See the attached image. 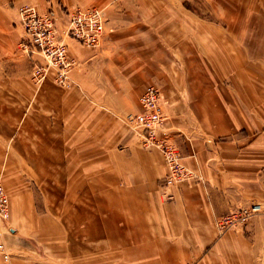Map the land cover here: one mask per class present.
Here are the masks:
<instances>
[{"label":"crops","instance_id":"1","mask_svg":"<svg viewBox=\"0 0 264 264\" xmlns=\"http://www.w3.org/2000/svg\"><path fill=\"white\" fill-rule=\"evenodd\" d=\"M63 2L53 9L60 28L62 9L104 4L105 30L92 53L63 37L80 59L69 71L79 92L48 78L33 84L26 67L34 54L11 58L21 28L8 19L0 34V173L65 188L43 204L60 205L67 236L55 221L35 218L36 237L67 257L83 248L85 264L102 257L113 264H264V0H198L197 15L187 0ZM148 79L166 100L159 136L200 180L164 186L158 151L109 125L114 114L135 109ZM30 197L24 202L33 203ZM250 203L260 210L217 232V216ZM29 208L19 211L30 220ZM148 254L156 258L140 261Z\"/></svg>","mask_w":264,"mask_h":264},{"label":"rangeland","instance_id":"2","mask_svg":"<svg viewBox=\"0 0 264 264\" xmlns=\"http://www.w3.org/2000/svg\"><path fill=\"white\" fill-rule=\"evenodd\" d=\"M64 1V2H63ZM65 3V0H0V34H2L3 32L1 31V26L3 24H7L8 19L10 21V19L12 20V24L13 26H16L18 24V19H17V6L23 3H27L30 5L34 4L38 7V5L40 7H38L40 10L43 11H38L37 8L35 7V9L38 12H47L49 11L50 13H52V23H53V28L56 34V37L62 41L65 46H66V51H67V55L73 60V64L70 67V69L72 67H79L78 65L80 64V59L78 55H74L73 53H71L68 44L66 43V41H63V37L67 36L66 33H64V29H65V17H66V11L64 9H62V17H63V21L62 23H64V27L60 28L58 26L59 22L61 21L60 19V15L55 14L54 10L56 7H63L61 4ZM198 2V0H187V7L191 10V12L194 15H197L196 11H194L196 3ZM34 3V4H32ZM95 6L101 9V13H102V32L101 35L99 37L98 43L95 46L89 47V46H85L83 44H81L79 41H77L76 39H73L71 37V39H73L76 43H78L79 45L82 46V49L87 52L88 54L92 53V51L99 45V41L104 33L105 27L103 25V21H104V17H103V12H102V8L104 10V4H100L98 2H92L86 5H81V4H75L74 6H69L67 7L68 10L71 9V7H87V6ZM195 5V6H194ZM198 8L201 7V3L198 2L197 4ZM70 8V9H69ZM193 10V11H192ZM10 11V12H9ZM11 13V14H10ZM20 27V26H19ZM108 30H110L111 28L108 27ZM22 39V34L20 32V42ZM20 42L17 43L15 45V50L13 51L14 56L11 55V58H15L17 54L22 53L24 55L25 54H34V57H28L29 62L27 63V75L28 78L31 79V81L33 82V84L35 85H39L43 80H45L46 78H48L52 83H54L55 85H57L58 87H61L63 89H68L71 88L73 86H75L76 91L79 92L80 88L79 86L71 79L70 75H69V71H68V76H69V81L70 84L68 86H61L59 84H57L56 82H54L52 80V71L49 69L48 72L45 74V76L36 81L34 78V68L36 66H39L42 64V59L39 57V55L36 53V51L32 50V48L29 47H25L23 48V46L20 45ZM156 47H164L162 45L157 44ZM20 51V52H19ZM18 57V56H17ZM9 59V58H8ZM14 61L13 60H9V64H13ZM4 71L0 72V74H3ZM146 85H152L154 87H156L157 89V93H158V105H159V110L161 113L162 118L160 119L158 125L155 127L154 130V134L156 139H161V142L164 143H169V145H171L174 149H175V158L176 161L183 166L184 168L188 169L185 165H183L181 162H179V153H178V149L177 146L174 143L169 142L168 140L164 139L162 136H159L161 134L160 131V125L161 122L163 120V116H164V105L166 103L165 98L163 97V92L161 90V86L155 82L152 81L150 79H148L147 81H145L142 85V87L139 89V91L136 93L135 95V104L136 107L134 110H127L124 111L122 113H117L114 114V118L115 119H109L108 118V123L109 125H111V123L117 122V127L119 129H123V132L131 137V140L136 143L138 146L143 147V148H153L156 149L161 157V160L164 164V167L166 168V172L162 178V183L164 186H168L164 184V179L167 176V163L165 161V158L163 156V154L161 153L160 149H158L157 147L151 145V146H144L140 143V139L142 138L141 136H139V134H137L138 130L136 128H134L129 120V117L134 115L135 113H137L140 110V104H139V96L142 93L144 87ZM162 107V108H161ZM99 108V107H98ZM129 115V116H128ZM162 135V134H161ZM167 142H166V141ZM188 171H190V176L188 174V176L182 180L176 181L174 183L183 181L185 179H191V180H200L201 176L195 172L194 170L191 171V169H188ZM192 174V175H191ZM18 177L15 178V176H13V174H9V173H0V183L3 187V190L7 196V217L5 219H0V243L3 245L5 252L7 253V257L6 259H3L2 256L0 255V262L3 264H18L19 260L23 259L27 262L33 263V264H42L41 262H43V264H85L86 262L82 261V256L83 255V248H76V252H72L71 256L67 257L65 254H68L67 252L64 251V253H57V252H52L51 249L46 245L45 241H43L40 238L36 237V233H35V225L36 224V219L35 218H49L50 220L55 221V223H57L58 225V229L61 231H64L65 234L67 232V224H66V219L64 218V212L63 210H61V207L59 204H57L56 201H53L52 203L49 202L47 204H43L44 200L46 197L50 198L51 193H58L60 196L63 195V192H65V188H59V189H52V188H48V187H38L36 185V183H34V181L32 179H28L26 177H20V173L17 175ZM173 184V183H172ZM171 185V184H169ZM78 194H80V191L77 192ZM25 194H30L31 197L30 199L33 201V203H26L24 202L23 196ZM163 197H165L166 199L170 198L171 195L168 192L162 193ZM10 196H12V198L10 199ZM86 196V193L83 195V197ZM168 197V198H167ZM251 204V203H250ZM259 204V203H258ZM48 208H50V213L48 214L49 211L45 210V206ZM77 203L73 204L72 206L76 207ZM249 205V204H247ZM247 205H243V206H247ZM22 206L24 209L28 207L29 208V212H31V219L29 220L28 218H23V215L20 213L19 211V207ZM243 206H239V207H243ZM239 207H232V208H239ZM230 208V209H232ZM261 208V207H260ZM10 209L12 211H10ZM227 209L224 213H222L221 215L225 214L228 210ZM260 210V209H259ZM257 210V211H259ZM256 211V212H257ZM255 213V212H254ZM61 214H63V216H61ZM253 214V213H252ZM221 215L217 216L215 218V220L213 221V224L217 230L218 233H222L223 231L230 229V228H236L241 227L245 221L247 220V218L250 216H248L244 222L236 225V226H230L227 227L225 229H219L216 226V219H218V217H220ZM45 224H48L47 221H45ZM76 222H73L72 225V229H76V227H78L79 225H76ZM23 228V229H22ZM222 230V231H221ZM49 231V230H47ZM67 236V234H66ZM43 237H47L48 235L45 233V235ZM38 239V240H36ZM82 239L83 237H76L75 240L78 241L77 244H82ZM36 241H38L39 243H37ZM56 241H61L58 239L54 240ZM24 242V244L22 243ZM27 242L28 247H26L25 243ZM29 242L32 244L29 245ZM42 243V244H41ZM44 245V246H41ZM50 245V244H49ZM23 249V250H27V251H31V253L27 254H21L19 251ZM79 250V251H77ZM36 251V252H33ZM78 252V253H77ZM99 255V256H103L101 251L95 252L93 251L92 253H90V255ZM95 257V256H94ZM155 259L156 255L154 256L153 254H148L144 257H140V261L141 259ZM67 260H70V262H67ZM100 262H102L101 264H113L111 262H108L107 259H105L104 257L98 259ZM145 261H141L140 264H142ZM90 263V262H89ZM87 263V264H89ZM151 263V262H149Z\"/></svg>","mask_w":264,"mask_h":264},{"label":"built area","instance_id":"3","mask_svg":"<svg viewBox=\"0 0 264 264\" xmlns=\"http://www.w3.org/2000/svg\"><path fill=\"white\" fill-rule=\"evenodd\" d=\"M52 13L38 12L33 5L23 3L17 6V19L21 28L20 45L32 48L42 59V64L34 68L36 81L42 79L50 69L52 80L61 86L70 84L68 71L73 60L67 55L65 44L60 41L53 28ZM64 33L85 46H95L102 32L101 9L95 6L75 7L66 11ZM140 110L129 117L131 125L138 130L140 143L160 149L167 163V176L164 184L169 185L186 178L190 173L175 158V149L169 143L156 139L154 130L162 118L156 87L146 85L139 96ZM258 203L232 208L216 219L219 229L236 226L259 210ZM7 196L0 183V219L7 217ZM0 255L6 259L7 253L0 243Z\"/></svg>","mask_w":264,"mask_h":264},{"label":"bare ground","instance_id":"4","mask_svg":"<svg viewBox=\"0 0 264 264\" xmlns=\"http://www.w3.org/2000/svg\"><path fill=\"white\" fill-rule=\"evenodd\" d=\"M102 12H103V10H102ZM103 17H104V15H103ZM104 18H105V17H104ZM104 18H103V19H104ZM161 108H162V107H161ZM128 116H129V115H128ZM137 133H138V132H137ZM154 133H155V132H154ZM159 140H161V139H159ZM166 140H167V139H166ZM166 140H165V141H166ZM166 142H167V141H166ZM169 142H170V141H169ZM171 143H172V142H171ZM179 162H180V161H179ZM188 168H189V167H188ZM189 169H190V168H189ZM191 171H192V170H191ZM189 172H190V171H189ZM190 173H191V172H190ZM191 175H192V174H191ZM166 187H167V186H166ZM169 194H170V193H169ZM167 198H168V197H167ZM259 205H260V204H259ZM259 209H260V208H259ZM237 227H238V226H237ZM221 231H222V230H221Z\"/></svg>","mask_w":264,"mask_h":264}]
</instances>
